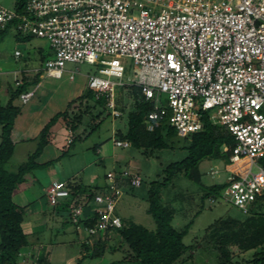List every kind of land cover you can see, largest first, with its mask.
<instances>
[{
  "label": "built area",
  "instance_id": "obj_1",
  "mask_svg": "<svg viewBox=\"0 0 264 264\" xmlns=\"http://www.w3.org/2000/svg\"><path fill=\"white\" fill-rule=\"evenodd\" d=\"M11 23L19 34L48 43L53 55L43 71L50 78L61 79L66 64L100 66L87 76V89L94 100H105L114 119L120 116L117 91L125 84L112 79L124 77V58L134 67L127 85L139 87L153 104L147 118L155 125L166 121L185 137L200 132L202 113L210 112L211 122L223 126L234 145L223 148L229 153L226 187L209 203L219 200L247 214L263 194L264 0H26L21 9L0 4V29ZM73 139L68 130L67 143ZM113 145L130 147L117 140ZM216 174L210 169L211 177ZM123 182L137 188L142 180L131 169L109 171L87 206L69 202L66 183L56 180L46 189V202L52 208L69 202L67 217L87 244L121 227L115 211ZM86 219L95 225L83 227Z\"/></svg>",
  "mask_w": 264,
  "mask_h": 264
},
{
  "label": "rangeland",
  "instance_id": "obj_2",
  "mask_svg": "<svg viewBox=\"0 0 264 264\" xmlns=\"http://www.w3.org/2000/svg\"><path fill=\"white\" fill-rule=\"evenodd\" d=\"M16 1L0 0V4L11 9ZM23 37L8 33L0 42L1 104H6L9 98V91L14 88L15 81H18L15 80L12 71L19 68H37L40 76L28 89L29 92L33 91V98L26 104L22 103L21 99H17L13 104L18 105L23 112L27 110L28 113L33 115L38 113L40 116L35 120L30 119L29 122H32V120L35 124L37 122L40 128H43L50 118L58 113L68 111L69 115L66 122L62 118L55 120V124L51 126L49 131L50 133L47 134L46 146H44L42 154L36 160L38 164L50 162V165L43 167L44 169L42 172H38L39 174L36 173L38 183L35 187L28 190L24 195L14 198V201L21 204H24L25 201L26 203L34 202L31 205L32 207L27 208L26 215L29 209L34 210L38 205L47 209L44 189L49 186L53 179L67 181L68 179H73L71 178L73 176L78 182L94 191L93 188L104 181L105 174L108 171L120 174L122 170H130L129 167H126V162L129 160L130 164L137 169L142 184L137 188H131L127 184L122 186L123 195L116 206V213L121 217V220L129 219L149 230H153L154 222L146 214L148 207L146 193L149 183L160 181L163 177V170L169 164L178 162L186 156V151L182 149L186 144L185 140H183L184 137L179 136L173 139V147L154 152L151 156H145L141 151L131 147H115L113 142L117 140L115 137L116 132L124 133L127 129L126 114L129 111L131 100L127 97L125 91L119 89L116 95L118 106L124 107L125 111L121 118L114 119L107 116L109 114L108 111L104 112L100 118L95 117L100 113V108L90 109V111L92 110L90 114L81 115L86 109L85 107L93 103L86 102L87 104H83L82 102L81 104L77 99L84 96L87 92V76L97 74V69L100 66L66 64V72L61 79L50 78L43 71L45 57L51 59L53 55L48 43L43 39L30 35L26 36L27 39ZM14 51H19L21 57L15 58L13 55ZM121 61L126 69L124 77L121 80H112L127 85L133 77L134 67L129 59L124 58ZM71 72L74 73V80L72 81L69 80ZM26 74L25 76L23 74L20 75V78L31 80L35 76L33 75L34 73L27 72ZM17 77L19 76L17 75ZM162 102H165L163 98L161 99ZM207 113L209 114L210 112ZM78 115L81 116V122L73 135L78 136L79 139L69 146L66 141V133L68 131L66 124L70 120H77ZM98 122V127L92 130L91 127ZM153 128L150 127V130ZM40 131L34 139L38 137ZM38 143V138L32 142L16 143L13 155L6 164V169L15 171L19 165L25 163L27 157L35 151ZM65 152H67L66 155L61 156ZM114 157H117L116 165L112 164ZM132 165L130 167H133ZM259 165L264 168V162H259ZM210 169L217 172L214 177L209 175ZM199 171L201 184L206 188L213 184L222 183L226 177L224 166L221 162L203 161L199 165ZM41 175L43 176L42 180ZM198 188L195 184L180 176L174 179L171 185L161 192L164 204L173 200L171 204L175 210V215L172 226L176 230H180L186 225L193 218L197 209H201L194 219L188 234L182 240L184 245L189 248L177 264H217L219 251L213 246V241H217V239H212V232L207 230L208 227L217 220L230 218L242 222L247 218V215L240 210L219 200L215 204H210L206 199L201 208L199 201L201 192H199ZM27 220L23 224L26 232L30 233L31 228L41 232L38 238L31 235L29 240L36 242V245L43 244L45 246L44 255L40 256V259H43V264H112L129 262L133 256L127 243L113 231L101 233L91 238L87 243L88 249L85 250L79 244V236L76 237L74 235L73 227L71 225L61 226L60 223H63L64 218L58 217L55 223L43 218L41 220L28 218ZM246 234L245 232H234L233 235L222 234V238H218V241L222 245L232 246L227 248V250L231 252L236 260L240 262L242 260H250L253 256L252 254L260 248H264V245L253 248L254 246L250 244L253 243L252 240H255L258 235L253 237L249 233L248 235ZM255 241L257 242V240ZM246 244L250 247L245 246ZM38 251H40V248L36 246V249L32 248L26 253H21L19 257L20 264H37V254L35 255L34 253Z\"/></svg>",
  "mask_w": 264,
  "mask_h": 264
},
{
  "label": "trees",
  "instance_id": "obj_3",
  "mask_svg": "<svg viewBox=\"0 0 264 264\" xmlns=\"http://www.w3.org/2000/svg\"><path fill=\"white\" fill-rule=\"evenodd\" d=\"M25 1L17 0L15 2L16 8L21 9ZM13 25L14 23H11L5 29H0V42L8 33H13L17 37L23 36L12 29ZM23 38L27 39L26 36ZM48 59V57H45V62ZM39 76L40 73L37 72L31 80L22 78L20 82L18 81L19 84L15 81L14 88L9 91V98L6 104L2 105L0 101V264H20L19 257L22 250L30 246L28 238L31 233L26 232L23 228L26 210L30 205L19 206L14 202L12 193L16 186L24 181L25 175L35 169L50 165V162L47 164H38L36 160L42 154L44 146H46L47 134L50 133L49 131L51 126L55 124V120L62 118L66 122L69 115L68 111H65L50 118L48 123L41 129L37 137L39 143L35 151L27 157L26 162L19 165L15 171L6 169V164L14 152L11 131L14 120L20 113V108L13 103L17 99H20L22 95L29 93L28 89L37 81ZM121 90L125 91L127 97L131 100V104L126 114L127 129L124 133L116 132L115 137L117 141L129 143L131 148L141 151L145 156H151L154 152L173 147L172 140L179 137L176 130L171 128L166 121H161L155 125L154 122L148 120L147 114L153 110V104L144 99L140 88L134 85H125ZM77 100L81 104L82 102L83 104L86 102L93 103L86 106V109L81 115L90 114L92 111L90 109L100 108V113L95 116L100 118L107 111L105 108V100L103 98L94 100L93 93L88 89L85 95L79 97ZM116 107L120 112L119 117L121 118L125 112L124 107L118 106V100L116 101ZM107 116L110 115L107 114ZM201 121L203 128L200 132L189 134L183 138L186 144L182 149L186 151V156L178 162L169 164L163 170V177L160 181L149 183V188L146 193V203L148 205L146 214L152 218L154 229L149 230L128 219L121 220L120 228L107 231L117 233L127 243L133 254L129 262L112 264H177L185 252H187L189 247L185 246L182 240L188 234L194 219L201 209H197L193 218L186 225L180 230H176L172 226L175 215V210L171 204L173 200L164 204L162 202L161 192L170 186L174 179L182 176L189 182L195 184L197 188L199 187L198 190L201 192L199 201L201 204L200 207L202 208L203 202L206 199L209 201L211 198H216L226 187V184L220 183L210 185L207 188L204 187L200 181L201 174L199 165L206 160L221 162L223 164L227 163L229 153L224 152L223 148H231L234 145L233 137L223 126L213 124L207 112L202 113ZM80 122L81 116L78 115L77 120L67 122V129L74 133ZM98 125L99 122L91 127L92 130H95ZM150 126L153 128L152 130H150ZM78 139L79 137L75 135L73 141L68 145L71 146ZM66 153H62L61 156L66 155ZM65 183L70 192L69 202L75 200L76 203L84 204L85 206L88 205L96 192L102 187L96 186L93 188L94 191H92L75 178L68 179ZM124 184L127 183L123 182L122 186ZM69 202L60 204L54 207V209H57L58 213L62 215L65 214L66 217L63 220L64 227L71 225L74 232H76L73 224L67 217ZM245 215H247V218L242 222L227 218L225 220H217L208 227L207 230L212 232V239H217V241H213V246L219 251L217 264H264V248H260L252 254L253 256L250 260H242L240 262L227 250V248L232 246L222 245L218 241V238H222V234L233 235L234 232H245V234L247 233L246 235L249 233L253 237H255L254 235H261L259 238L256 236L257 238L255 240L257 242L254 239L252 240L253 243L250 245L254 246L253 248L263 246L264 192L255 198ZM82 224L85 228L93 227L95 225V219L82 220ZM80 245L83 249H88L86 243L83 242ZM245 246L250 247L248 244ZM37 264H43V259L38 258Z\"/></svg>",
  "mask_w": 264,
  "mask_h": 264
},
{
  "label": "crops",
  "instance_id": "obj_4",
  "mask_svg": "<svg viewBox=\"0 0 264 264\" xmlns=\"http://www.w3.org/2000/svg\"><path fill=\"white\" fill-rule=\"evenodd\" d=\"M20 57H21V53H20V56L18 58H20ZM27 72H29L31 74L34 73L33 75H35L37 73V68H21V69L19 68V69H15V70L12 71V73H13V75L15 77V80H18L19 82L21 81V78H20L21 76L20 75L23 74L25 76V75H27L26 74ZM17 75L19 77H17ZM31 98H33V97H31ZM31 98L29 100L25 101V102H23L22 100L21 101H22V103L26 104L27 102H29L31 100ZM16 106H18V105H16ZM39 116L40 115H38V113L33 115V114L28 113L27 110H26V112H23V110L20 108V113L15 118L13 129L11 131V140H12V142L14 144V147H15L16 143L22 144L24 142H32V141H34V137L38 134V132L41 130L42 127L40 128V126L37 125L38 124L37 122H36V124L33 123V120H32V122H29V121H30V119H34L35 120ZM18 121H20V122L18 123ZM67 135H68V131L66 133V138H67ZM116 159H117V157H114V161L112 163L113 165L116 163ZM117 162H119V161H117ZM126 163H127L126 167H129L130 169H132L134 171H137V169L132 164H130L129 160ZM131 165L133 167H130ZM43 169L44 168H38V169H35V170L31 171L29 174L25 175L24 181L21 184L17 185L15 190L12 193L13 200H14V198H18V196L24 195V193H26L28 190H31L32 188L35 187V185L38 183V177L36 175L39 174L38 172H42ZM43 176H44V174H43ZM43 176L41 177V180H42ZM71 178H75V177L72 176ZM52 181H56V179L55 180L53 179ZM103 185H104V181L100 182L99 185H97V186L101 187ZM94 186H96V185H94ZM46 189L47 188L44 189V191H45V200H46ZM33 203L34 202H27L26 203V201H25L24 204H21V203H18V202L16 204H18L19 206H24L26 204H29L31 206ZM46 206H47V209H45V208H43L42 206H39V205L36 206V208L34 210H30L29 209V212L27 213V215L25 217V222L28 221L27 220L28 218L38 219V220H41V218H43V219H47V221H51L52 223H55V222H57V218L58 217L59 218H65L66 217L65 214L62 215V214L58 213L57 209H54V208L50 207L48 204H46ZM28 208H30V207H28ZM85 212L89 213V209H86ZM115 213H116V211H115ZM116 215H117V213H116ZM119 218L121 219V217H119ZM60 224H61L62 227H64V223H60ZM30 233H31V235H34L37 238L41 234V232H39L37 230H33V228H31ZM74 235H76V237H77L78 236L77 232H74ZM78 241L80 242L79 244L83 243V242H81V239L79 237H78ZM36 246H39L41 252L38 251V252H40L39 254H38V252L34 253V254L35 255L37 254L36 255L37 258H41L40 256L44 255L45 246L43 244L42 245H36V242H33V241H30V246L25 248V249H23L22 253H26L32 248L36 249Z\"/></svg>",
  "mask_w": 264,
  "mask_h": 264
},
{
  "label": "bare ground",
  "instance_id": "obj_5",
  "mask_svg": "<svg viewBox=\"0 0 264 264\" xmlns=\"http://www.w3.org/2000/svg\"><path fill=\"white\" fill-rule=\"evenodd\" d=\"M206 119V118H205Z\"/></svg>",
  "mask_w": 264,
  "mask_h": 264
}]
</instances>
